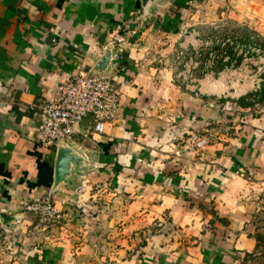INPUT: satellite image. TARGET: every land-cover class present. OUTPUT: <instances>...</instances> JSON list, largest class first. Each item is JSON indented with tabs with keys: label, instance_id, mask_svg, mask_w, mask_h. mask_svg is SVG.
Segmentation results:
<instances>
[{
	"label": "crops",
	"instance_id": "obj_1",
	"mask_svg": "<svg viewBox=\"0 0 264 264\" xmlns=\"http://www.w3.org/2000/svg\"><path fill=\"white\" fill-rule=\"evenodd\" d=\"M143 13L142 0H0V213L20 220L8 239L12 264H251L258 256L243 199L264 169V104L228 134L223 101L188 89L175 59L181 43L206 42L220 24L245 43L264 42V0H162L151 17ZM122 24L133 46L114 75L119 117L101 134L89 119L73 139L95 157L93 170L78 190L57 191L65 218L36 234L21 203L51 192L57 157L37 143L38 107L64 76L96 75ZM204 130L210 146L184 154L188 135Z\"/></svg>",
	"mask_w": 264,
	"mask_h": 264
},
{
	"label": "built area",
	"instance_id": "obj_2",
	"mask_svg": "<svg viewBox=\"0 0 264 264\" xmlns=\"http://www.w3.org/2000/svg\"><path fill=\"white\" fill-rule=\"evenodd\" d=\"M117 33L114 41L104 49L105 55L108 51L113 53L111 74L94 75L84 72L77 75L68 74L56 85L54 99L38 107L40 125L37 131V143L40 149H56L61 141L73 140L82 127L90 125L87 123L89 119L92 121L93 126L92 128L88 127V129H91L94 134H101L104 132L106 124L115 122L119 117L121 86L114 82V75L117 73L123 55L133 46V33L127 30L123 24L117 27ZM190 36H192L191 33L189 34L185 31L184 37L187 39ZM235 40L238 41V39ZM258 40H260L258 35H251L248 43L241 40L243 46L238 42H234L237 46L231 49L234 50L233 53L236 59H234V56L232 58L227 57L223 59L222 63L226 65L223 70L226 69L225 73H228L229 68H233L234 63L236 64L240 60L241 67L247 64H256L255 62L258 60L262 64L259 76L252 81L251 88L240 96H231L230 88L226 92L228 95L223 93L222 96L218 97L220 101L232 99L235 100L234 104L237 105L241 98H246L251 94L256 96L263 90L264 47L258 44ZM186 41L180 44V50L176 53L175 60L182 67L177 74V78L197 96L210 97L213 94L203 93L199 88L201 80L197 78L196 74L198 71L204 70L203 82H206L208 78H211L212 81H217L222 76H226L225 73L219 74L221 77L215 80L214 69L219 56L214 52L213 48L225 47L230 43L232 44V42L228 38L222 43L218 37H212L206 42L197 40L195 41L196 44L191 45L186 43ZM189 47H192L193 51H189ZM205 50H209V52H207L206 58L203 59ZM250 55H255L256 57H249ZM234 84L241 85L239 82ZM234 90L236 92L235 88ZM252 102L254 108L261 109V104L258 101L252 100ZM229 104L227 102V105ZM225 111L226 106H223L221 113ZM224 123L228 124L227 119H225ZM213 125V122H208L205 128L210 129ZM211 138L209 131L206 130L190 134L182 145V152L184 154L194 153L195 155H200L210 146ZM79 191L80 193H85L86 187L81 188ZM21 208L22 212L35 217L37 225L34 232L36 234L42 233L47 236L49 229L56 227L65 218L63 212L56 206L51 192L22 202ZM11 225L15 228L14 230L5 227L0 222V248L4 245L3 240L7 239V236H14L17 233L20 220L12 222Z\"/></svg>",
	"mask_w": 264,
	"mask_h": 264
},
{
	"label": "rangeland",
	"instance_id": "obj_3",
	"mask_svg": "<svg viewBox=\"0 0 264 264\" xmlns=\"http://www.w3.org/2000/svg\"><path fill=\"white\" fill-rule=\"evenodd\" d=\"M222 25L220 24L219 26H213V28H215V29H213V31H215L214 32L215 34H213V35L218 37V39L222 43L226 39L230 38L232 44L230 43L228 46H225V47L219 46V47L213 48L214 52L219 56L217 64H216L215 69H214L215 74H216L215 80L219 79L221 77V75H219V74L225 73V71H226V69L223 70V72L218 70L220 67L221 61H223L224 58H227V57L232 58L234 56V53H233L234 50L231 49V48H235L237 46L234 44V42H236V43L238 42L239 44H241V46H243V42L241 43V40H239L240 39L239 37L241 34L236 33L237 28L234 29L233 25L232 26H222ZM235 37H238V38H235ZM235 39H238V41H236ZM258 44L261 45L262 47H264V42L261 39L258 40ZM207 52H209V50L204 51V58L203 59L206 58ZM253 56L256 57L255 55H250L249 57H253ZM234 59H236L235 56H234ZM240 61L237 62L238 64L234 63V65H233L234 67L229 68V72L225 73L226 76L225 75L222 76L220 80L212 81L211 78H208V80L206 82H203V78H200L201 82H200L199 88L201 89V91L203 93L208 92L209 94H213L207 98L216 99L217 97L222 96L223 93L218 94V93H214V92L210 91L211 85L215 84L216 82L222 81L226 85L228 90L225 91L224 93L227 95H228V93H226V92H228L229 89L231 88L230 89V95L234 96V97L240 96L242 93L246 92L248 89L251 88L252 81L259 76V71H260V68H262V64L258 60H256V62H255L256 64H254V63L253 64H247V65H244L243 67H241ZM238 82L241 85L234 84V83H238ZM228 83H230V84H228ZM232 87H234L236 89V92H235L234 88H232ZM250 96H252V94L247 96L245 99H244V97L241 98L239 101L240 102L245 101L244 102L245 104L251 103L250 101H246L247 99H249ZM242 99H244V100H242ZM234 101L235 100H232V99H229L227 101H223V104H224L223 106H226V111L224 113H221V114L225 117V119H227L228 124H226V123L223 124V122H222V124L224 125L223 129H225V130H227V128L229 126L231 127V128L229 127L230 129H229V132H227L228 134H230L231 132H233L235 130L233 128L234 124H236V126L241 125L243 128L246 125V120L250 119V116L256 117L259 115V113H261V111H260L261 109L258 110L257 108H254V105L249 110V109H245L244 106L241 107V105H239V103H237V105H235ZM253 101H256V100L254 99ZM227 102H229L230 104L227 105ZM259 170H262V169H259ZM258 174H259V176H258L257 181L255 182V184L253 186H251V188L248 191H246V194H245L244 199H243V201H244L243 210H246V213H247V221H248L247 222L248 223L247 224L248 225L247 230L250 232V235L257 242L258 256L256 258L251 259V264H264V169H263V172L259 171ZM6 238L7 239L3 240L4 245L0 248V250L4 249V251H0V255L3 256L2 258L0 257V263L12 264L14 261L11 262V259H10L11 258V254H10L11 252H9L8 247H9V240L12 243H13V240L10 236H7Z\"/></svg>",
	"mask_w": 264,
	"mask_h": 264
},
{
	"label": "water",
	"instance_id": "obj_4",
	"mask_svg": "<svg viewBox=\"0 0 264 264\" xmlns=\"http://www.w3.org/2000/svg\"><path fill=\"white\" fill-rule=\"evenodd\" d=\"M161 1L142 0L143 18L148 19L151 17L152 9ZM112 58L113 53L108 51L96 68L97 74H111ZM95 162V157L88 152L82 151L73 140L61 141L57 148L55 183L51 194L54 196L62 187L78 190L83 186V180L86 175L93 170ZM16 220H19V217H8L6 213H0V222L7 228L14 230L15 228L11 224Z\"/></svg>",
	"mask_w": 264,
	"mask_h": 264
},
{
	"label": "trees",
	"instance_id": "obj_5",
	"mask_svg": "<svg viewBox=\"0 0 264 264\" xmlns=\"http://www.w3.org/2000/svg\"><path fill=\"white\" fill-rule=\"evenodd\" d=\"M225 64H223L222 63V61H221V64H220V67H219V71H222L223 70V66H224ZM245 99V98H244ZM244 99H242V100H244ZM256 100V101H258L260 104H264V88H263V90L261 91V93H259L258 95H256V96H254V95H252V96H250L249 97V99H247L246 101H250L251 103H248V104H245L244 102L245 101H239L238 103H239V105H241V106H244V107H253V103H252V100Z\"/></svg>",
	"mask_w": 264,
	"mask_h": 264
},
{
	"label": "bare ground",
	"instance_id": "obj_6",
	"mask_svg": "<svg viewBox=\"0 0 264 264\" xmlns=\"http://www.w3.org/2000/svg\"><path fill=\"white\" fill-rule=\"evenodd\" d=\"M210 88H211L210 91L216 92V93H220V94H222V93H224L225 91L228 90L226 85L222 81L211 85Z\"/></svg>",
	"mask_w": 264,
	"mask_h": 264
}]
</instances>
